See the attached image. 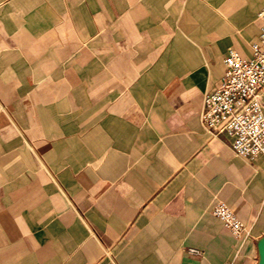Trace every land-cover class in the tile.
Returning a JSON list of instances; mask_svg holds the SVG:
<instances>
[{
  "label": "crops",
  "instance_id": "crops-1",
  "mask_svg": "<svg viewBox=\"0 0 264 264\" xmlns=\"http://www.w3.org/2000/svg\"><path fill=\"white\" fill-rule=\"evenodd\" d=\"M263 7L0 0V264H260L264 156L201 112Z\"/></svg>",
  "mask_w": 264,
  "mask_h": 264
},
{
  "label": "built area",
  "instance_id": "built-area-1",
  "mask_svg": "<svg viewBox=\"0 0 264 264\" xmlns=\"http://www.w3.org/2000/svg\"><path fill=\"white\" fill-rule=\"evenodd\" d=\"M257 19L260 30L250 44V55L228 49L224 74L218 85L204 94L201 112L203 126L216 134H228L232 151L249 162L264 156V7ZM212 213L236 237L252 235V227L227 202H216ZM189 251L201 254L197 248Z\"/></svg>",
  "mask_w": 264,
  "mask_h": 264
},
{
  "label": "water",
  "instance_id": "water-1",
  "mask_svg": "<svg viewBox=\"0 0 264 264\" xmlns=\"http://www.w3.org/2000/svg\"><path fill=\"white\" fill-rule=\"evenodd\" d=\"M260 264H264V250H263V256H262Z\"/></svg>",
  "mask_w": 264,
  "mask_h": 264
}]
</instances>
